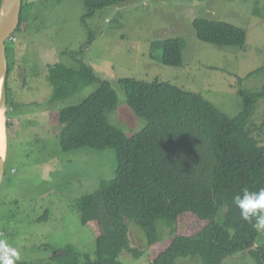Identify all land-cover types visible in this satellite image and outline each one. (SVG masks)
<instances>
[{"label":"rangeland","instance_id":"1","mask_svg":"<svg viewBox=\"0 0 264 264\" xmlns=\"http://www.w3.org/2000/svg\"><path fill=\"white\" fill-rule=\"evenodd\" d=\"M32 2L29 30L28 20L15 41L7 42L10 53L15 54L19 77L10 82L15 111L9 115L12 127L0 192V228L9 229L15 248L23 254L21 259L35 258L31 253L36 250L42 253L36 258L45 260L51 246L68 244L84 253L91 251L94 257L99 227L94 221H81L76 202L99 191L103 181L115 178L116 151L109 147L64 152L59 112L87 98L96 85L64 101L50 102L53 89L44 70L48 64L63 63L79 69L83 63L98 77L111 81L118 104L108 115L127 137L142 130L146 121L128 106L126 94L117 84L121 78L171 82L201 94L220 111L235 117L243 109L241 91L256 92L264 85V0H127L94 12L84 0ZM197 18L243 28L247 33L245 49L200 41L193 28ZM167 38L185 42L180 67L165 66L151 57L159 51H152L153 42ZM250 120L259 127L257 139H263L264 98L257 102ZM188 151L195 155V164L207 167L204 153L191 141ZM16 202L17 207L13 206ZM44 213V222H37ZM205 224L196 216L184 214L173 229L160 224V238L150 246L145 232L128 222L131 248H141L143 255L137 258L125 252L119 260L151 264L174 233L194 235ZM256 245H264V233L259 232ZM176 262L203 264L200 257L178 258ZM223 264L257 261L249 251H241Z\"/></svg>","mask_w":264,"mask_h":264},{"label":"trees","instance_id":"2","mask_svg":"<svg viewBox=\"0 0 264 264\" xmlns=\"http://www.w3.org/2000/svg\"><path fill=\"white\" fill-rule=\"evenodd\" d=\"M84 1L94 12L127 0ZM33 6L32 0L25 1L21 24L13 38L28 20L29 30ZM193 28L202 42L218 47H246V31L233 24L197 18ZM10 48L7 57L9 52L8 73L12 80L19 73ZM152 48L159 49L158 55L152 53L151 57L161 64L183 65L182 38L155 41ZM44 73L53 89L50 102L64 101L96 85L87 98L59 112V137L64 152L112 147L117 156L115 178L103 181L99 191L76 202L81 221H94L99 227L94 257L90 251L82 258L76 247L69 245L65 251L68 254L59 264H124L119 258L125 252L140 258L143 251L131 248L128 222L145 232L151 246L160 238V224L173 229L184 214L196 216L206 224L194 235L174 233L151 264H177L178 258L189 257H200L203 264H223L241 251H249L257 264H264V245L254 249L259 232L241 218L233 202L244 188H264V138L257 139L259 127L250 120L257 102L264 98V85L256 92L241 91L243 109L231 117L201 94L171 82L121 78L117 84L126 94L128 106L146 121L142 130L127 137L108 115L118 104V93L111 81L98 77L83 63L79 69L63 63L48 64ZM7 88L9 118L15 103L10 98L11 86ZM7 126L9 135L12 123L9 121ZM190 141L204 153L207 167L195 164V155L188 151ZM2 231L5 235L1 239L15 247L9 229L1 228Z\"/></svg>","mask_w":264,"mask_h":264},{"label":"water","instance_id":"3","mask_svg":"<svg viewBox=\"0 0 264 264\" xmlns=\"http://www.w3.org/2000/svg\"><path fill=\"white\" fill-rule=\"evenodd\" d=\"M25 0H2L0 6V130L3 127L6 152L0 169V188L4 178V167L7 156L8 142V60H7V42L12 38V35L17 31L21 24L22 8ZM141 249V248H140ZM254 249H257L255 246Z\"/></svg>","mask_w":264,"mask_h":264},{"label":"clouds","instance_id":"4","mask_svg":"<svg viewBox=\"0 0 264 264\" xmlns=\"http://www.w3.org/2000/svg\"><path fill=\"white\" fill-rule=\"evenodd\" d=\"M12 39L14 40L13 37L10 40ZM233 202L240 210L241 218L247 221L255 231L264 233V188L259 191H250L248 188H244L241 194H237L233 198ZM20 260L19 250L10 246L7 241L0 239V264H17Z\"/></svg>","mask_w":264,"mask_h":264},{"label":"flooded vegetation","instance_id":"5","mask_svg":"<svg viewBox=\"0 0 264 264\" xmlns=\"http://www.w3.org/2000/svg\"><path fill=\"white\" fill-rule=\"evenodd\" d=\"M8 48H9V46H7L6 50H8ZM9 51H10V49H9ZM9 58H10V54L8 52L7 60ZM13 79L11 80V78L9 77V73H8L7 87H8V85L10 86V82H12ZM1 190L2 189L0 188V192H1ZM0 211H1V203H0ZM0 214H1V212H0ZM44 216H45V213L42 215V217L37 222H39V223L44 222V220H43ZM0 239H1V228H0ZM69 245L70 244H68L62 248H58L56 246H51L49 248V250H47V252L49 253V255H47L48 259H45V260L44 259L38 260V258H36V257L40 256V254H42V253L40 251L33 250V253H31V254H32V257H35V258L29 259V260L28 259H21L20 261L17 262V264H59L61 262V259L63 260L64 257L68 254V252H65V251ZM72 246H74V245H72ZM74 247H76L78 253L83 258L85 253L83 251H81L77 246H74ZM20 254L23 255L21 252H20Z\"/></svg>","mask_w":264,"mask_h":264},{"label":"bare ground","instance_id":"6","mask_svg":"<svg viewBox=\"0 0 264 264\" xmlns=\"http://www.w3.org/2000/svg\"><path fill=\"white\" fill-rule=\"evenodd\" d=\"M3 131L5 130H3V127H1V130H0V169L2 167V162L4 160L5 152H6L5 136H4Z\"/></svg>","mask_w":264,"mask_h":264}]
</instances>
